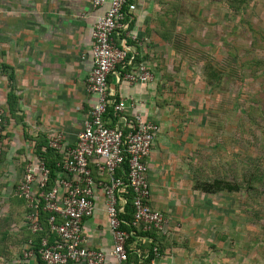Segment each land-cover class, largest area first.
I'll use <instances>...</instances> for the list:
<instances>
[{"label":"crops","instance_id":"1","mask_svg":"<svg viewBox=\"0 0 264 264\" xmlns=\"http://www.w3.org/2000/svg\"><path fill=\"white\" fill-rule=\"evenodd\" d=\"M130 1L136 9L130 13L129 31L137 39L128 38V56L110 73L109 91L112 98L125 101L127 117L138 113L159 124L148 158V177L152 189L150 203L164 215L165 223L161 232L146 230L144 225L133 222L135 229H131L133 235L127 245L128 260L119 261L112 253L114 238L104 191L99 185L94 191L93 214L83 222L84 243L103 251L105 264H210L206 250L212 249L211 243L198 245V239L190 233V225L194 224V229L198 226L199 216L188 202L200 201L204 195L187 183L189 172L179 162L183 153L177 145L179 141L165 129V113L161 114L154 101L158 76L147 55L151 52L148 42L160 0ZM107 8L108 3L95 7L91 0H0V108L5 118L0 140L3 188L15 192L26 164L36 165L42 159L37 153L40 142L46 140L49 146L52 137L62 135L63 149L58 152L62 160L76 144L97 102V96L87 86L93 67L92 31ZM122 35L114 37L119 46L123 44ZM138 63L149 66L154 75L151 81L129 83L126 79L125 75L136 69ZM47 146H42V150ZM91 167L98 179H105L96 164L92 163ZM188 239L193 245L190 248L185 246ZM152 243L159 250L148 260ZM13 252L12 262L16 264L23 251ZM32 264H37V257Z\"/></svg>","mask_w":264,"mask_h":264},{"label":"rangeland","instance_id":"2","mask_svg":"<svg viewBox=\"0 0 264 264\" xmlns=\"http://www.w3.org/2000/svg\"><path fill=\"white\" fill-rule=\"evenodd\" d=\"M157 13L147 55L155 105L179 141L187 183L204 195L188 202L199 216L190 233L211 243L202 251L210 264H264V0H160ZM215 178L239 189L197 188ZM25 212L0 183V264L24 250Z\"/></svg>","mask_w":264,"mask_h":264},{"label":"built area","instance_id":"3","mask_svg":"<svg viewBox=\"0 0 264 264\" xmlns=\"http://www.w3.org/2000/svg\"><path fill=\"white\" fill-rule=\"evenodd\" d=\"M95 7L108 3L92 31L93 67L87 79L88 90L97 96L77 142L58 163L54 178L43 159L36 165L26 164L23 178L16 187L18 197L27 208L26 225L32 233L44 230L42 214H48V231L42 237L38 254L44 264H105V253L84 243L83 222L93 214L94 191L102 186L109 226L114 238L113 255L121 262L128 260V241L132 231L122 228L126 194H133L134 224L146 230L163 231L165 217L150 203L148 158L159 124L141 114L127 117L124 100L111 97L109 75L128 56V38L137 36L129 31L130 13L136 9L130 0H91ZM122 35V46L115 35ZM129 83L148 82L154 78L149 66L138 63L125 75ZM132 105V103H131ZM111 109L113 113L111 114ZM5 118L0 108V137L4 134ZM49 147L63 149V137L49 140ZM1 154V144H0ZM96 164L104 180L98 179L91 167ZM52 181L51 187H48ZM158 253L157 248H154ZM37 253L29 239L16 264H32Z\"/></svg>","mask_w":264,"mask_h":264},{"label":"trees","instance_id":"4","mask_svg":"<svg viewBox=\"0 0 264 264\" xmlns=\"http://www.w3.org/2000/svg\"><path fill=\"white\" fill-rule=\"evenodd\" d=\"M10 78L11 79L13 78L12 73L10 75ZM47 145H48V143L46 142V140L44 142H40L37 145V153L45 161L47 167L50 170L51 177L54 178L56 176L57 171L59 170V167L57 164L59 162H61L62 158L59 157L58 151L50 148ZM42 146H47L45 151L42 150ZM51 185H52V181H50L48 187H51ZM197 188L206 192V193H216V192H221V191L231 192V191H237L239 189V185H237L236 183H232L230 181L221 179V178H215L213 181H210V182L198 183ZM126 197H127V203L125 205V210H124V213L122 215V217L124 219V223L122 224V228H124L125 230H128V231H131V229H135V227L133 226V222H134V207H133V203H132L133 194L131 192H129L126 194ZM19 198L23 203L26 202L24 198H21V197H19ZM47 216H48V214H45V213L42 214L44 230L41 232L32 233V231L29 229L30 234H29L28 238L25 240L27 242L29 239H32L33 249L37 253V264H44V262L41 260L39 254H38V250L40 248V243H41L42 237L48 231V225L46 222ZM149 235H153L152 232H149ZM130 240H131V238L129 239V241ZM154 245H156V244L152 243V246L149 249L148 260H151L153 258V256L156 255V252L154 250V248L156 246H154ZM157 247H159V246L157 245ZM157 250H159V249L157 248Z\"/></svg>","mask_w":264,"mask_h":264}]
</instances>
